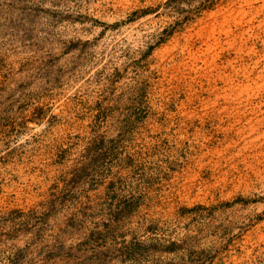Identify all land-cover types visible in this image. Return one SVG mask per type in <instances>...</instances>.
Returning <instances> with one entry per match:
<instances>
[{
  "label": "rangeland",
  "instance_id": "rangeland-1",
  "mask_svg": "<svg viewBox=\"0 0 264 264\" xmlns=\"http://www.w3.org/2000/svg\"><path fill=\"white\" fill-rule=\"evenodd\" d=\"M0 264H264V0H0Z\"/></svg>",
  "mask_w": 264,
  "mask_h": 264
}]
</instances>
